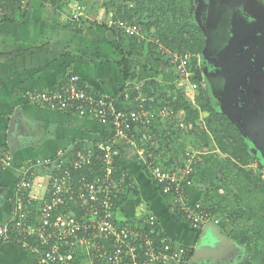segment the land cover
<instances>
[{
    "label": "built area",
    "instance_id": "obj_1",
    "mask_svg": "<svg viewBox=\"0 0 264 264\" xmlns=\"http://www.w3.org/2000/svg\"><path fill=\"white\" fill-rule=\"evenodd\" d=\"M30 1L18 0L19 8L27 10ZM68 1L73 6L72 20H81L85 0ZM9 2L0 0V23L8 13ZM114 24L111 20L110 26ZM116 24L123 34L143 40L137 23L119 20ZM166 54L185 93L192 94L189 97L194 104L199 87L192 82V55L170 51ZM36 99L64 113L108 123L112 136L99 140L89 150H62L43 162L28 164L15 184L11 220L0 223V244L12 241L34 255L38 264H191L183 247L166 238L156 240L152 235L151 227L157 223L155 215L139 224H128L118 207L119 199L134 187L133 182L127 181L128 169L124 173L117 166L116 160L122 157L118 147L121 144L134 150L149 169L156 190L169 200L174 214H181L194 230L219 223L194 197L198 152H185L181 162L171 161L165 152L156 155L149 149L159 148L153 134L142 133L154 121L177 117L171 100L155 107L139 94L135 99L137 108L126 111L118 108L120 102L116 99L98 96L77 74L69 75L60 88L40 93ZM179 128L196 129L194 124L183 121ZM0 158L8 164L11 161L1 148ZM248 167L259 172L264 180V166L252 161ZM41 171L47 172V181L39 178ZM35 191L42 196L34 195Z\"/></svg>",
    "mask_w": 264,
    "mask_h": 264
},
{
    "label": "crops",
    "instance_id": "obj_2",
    "mask_svg": "<svg viewBox=\"0 0 264 264\" xmlns=\"http://www.w3.org/2000/svg\"><path fill=\"white\" fill-rule=\"evenodd\" d=\"M111 3V0H85L84 17L79 21L72 20L73 6L68 0H31L25 11L18 4L16 7L9 4L8 13L0 23V148L11 161L8 164L0 158V223L11 220L15 184L28 164L43 162L59 151L77 146L89 150L112 134L108 123L55 110L36 99L40 93L60 88L69 75L77 74L98 96L130 104L131 97L136 99L141 94L150 76L160 77L161 81L176 76L172 69L161 71L154 66L146 54L138 57L133 52L131 57L127 48L131 38L123 34L116 21L131 22L116 17ZM111 20L115 22L113 26ZM143 34L140 33L145 40ZM127 57H131L129 77L124 65ZM145 59L157 74L142 69L147 64ZM135 90L139 91L138 95ZM12 127L21 140L16 147H11L8 141ZM126 152L128 168L129 154L136 152L129 148ZM129 173L139 187L136 178L140 175ZM47 177V172H40V179L47 181ZM140 194L145 199L141 190ZM34 195L42 196L36 191ZM135 203L129 204L122 214L128 221L141 222L155 215L160 225L155 212L146 215L145 207H132ZM164 234L177 244L175 239H179V234H174L176 238ZM0 264L38 263L34 255L12 241H5L0 244Z\"/></svg>",
    "mask_w": 264,
    "mask_h": 264
},
{
    "label": "trees",
    "instance_id": "obj_3",
    "mask_svg": "<svg viewBox=\"0 0 264 264\" xmlns=\"http://www.w3.org/2000/svg\"><path fill=\"white\" fill-rule=\"evenodd\" d=\"M125 1L135 2L136 5L130 8L129 6L123 7L121 5L111 4L110 6L112 10L115 11L116 17L124 18L132 23H137L141 28L140 33H144L143 35L146 37L145 40H140L139 36L130 37L131 39H129L127 48L131 57L133 52L137 53L138 57H143V55L146 54L152 61L156 60L161 63L170 64L172 68L171 59L166 54V51L179 53L181 56L192 55L189 63L192 71H194L192 82L199 87L197 92L198 95L196 96V105L185 98L186 93L184 88L183 90H179V98H177L176 101L172 102L171 99L169 100H171V104L175 108L176 116L182 117L181 121L187 124H194L196 129L191 131V133H195V131L199 129L200 134H197V138H199L204 145L208 146L210 149L212 148L211 153L203 155L205 166L200 167L199 164V166H195L196 170L199 169L200 172L199 180L197 175H195L197 184L199 182V187L203 184L210 185L201 193V203L209 214L216 219H222L223 217L227 224L239 225L242 222L251 223L252 245L258 246L260 242H263L264 245V180L259 172H254L248 167L250 162L256 159L251 154L244 132L230 118L216 108L208 87H203L205 77L203 68L199 66V58L204 51L207 50V36L201 27L191 22V0ZM258 1L264 5V0ZM9 4L10 7H16L17 4L19 5L18 0H10L8 6ZM144 15L147 16V20L144 19ZM153 27H156L158 31L151 33L150 31ZM151 34L153 35L151 36ZM120 37H122V35ZM139 41H141V43H139ZM131 57H127L128 61L127 59L124 61L126 75L128 77V66ZM147 65L148 64L143 65L145 68L142 69H151V71L156 74L158 73L155 68H149L150 66ZM149 84L154 88H158L159 82L155 80ZM147 87L148 84H146L141 94L144 95ZM135 92L136 95L139 94L138 90H135ZM146 97L150 105H154L155 107L166 105V99H161L163 95L156 97L153 92V95ZM131 99L132 101L130 100V104L120 103L118 108L126 111L135 110L138 105L134 98L131 97ZM150 99H152V101H150ZM203 113L206 115L204 128L198 124ZM177 117L173 116L171 120L154 121L151 127L145 128L146 131H142L145 135H147V133H154L153 140L158 142L159 148L155 150V147L149 146V149L156 155L166 150L165 147L168 148L173 144L175 138L179 137V133L176 131L172 133L168 132L172 130L174 127L173 125L176 124ZM158 129H162V131ZM106 139L108 138L104 140ZM118 147L121 150L122 157L116 160L117 166H119L118 168H120L122 172L127 173V148L121 144H118ZM74 149L75 151L81 150V147L77 146ZM184 154L185 152L180 155H178V152L177 154L170 152L169 157L171 161L174 159L180 161L181 156ZM36 166H38L37 168L39 170V165ZM206 166L207 168L211 166L214 171H216L214 177L209 180H207L206 177ZM131 175L132 174L128 172V182H133ZM230 187L238 189V192H234ZM133 189H131V192L129 191L127 195L122 196L118 201L121 216H124L122 214L127 206L141 195L137 185L134 184ZM197 190L198 188L195 189V192H197ZM223 190L225 192L221 194L220 192ZM195 195L197 196V194ZM255 201L256 205H254ZM177 216L190 226L189 222H187L181 214ZM216 225L217 224L213 222L197 231L191 226L190 228L200 236L206 229L212 232L215 231ZM151 233L156 240L166 238L171 241L161 230L158 220L156 225L151 227ZM179 247H183L186 250L187 260L192 259L193 256L198 253V250L194 248Z\"/></svg>",
    "mask_w": 264,
    "mask_h": 264
},
{
    "label": "rangeland",
    "instance_id": "obj_4",
    "mask_svg": "<svg viewBox=\"0 0 264 264\" xmlns=\"http://www.w3.org/2000/svg\"><path fill=\"white\" fill-rule=\"evenodd\" d=\"M111 1V4L121 5L123 7L129 6L130 8H133L136 5L135 2H127L125 0ZM231 2L232 0H217L216 2H211L208 0H191L190 2L192 4L191 22L196 26L201 27L205 33L207 30L209 31L206 47L208 53H215L219 51L225 46L229 39L230 22L228 18L230 13L229 11L232 9L230 7ZM239 2L240 5L243 6L242 10L245 13L253 16L254 18L257 17L264 19V5L258 0H239ZM110 8L112 7L110 6ZM146 17L147 16L144 15V19L147 20ZM207 18V30L205 31V27L202 24V21L203 19L205 21V19ZM157 31L158 29L156 27H153L150 32L155 33ZM145 62L147 64L150 63L147 59H145ZM152 63L154 66L160 68L161 71H169L172 68L175 69L174 64H172L173 67L171 68L170 64L168 65L156 60L152 61ZM204 77L205 81L203 83V87H208V90L211 92L210 96L213 99V96L218 95L220 90L222 88H225V81L220 75H218V73H216L213 69H210L208 66L204 68ZM149 78L151 79H149L148 87L144 92L145 96H151L154 92L156 97L164 94L161 98L162 100L171 99L172 102H174L177 100V98H179L178 92L179 90H183V85L181 84V79L179 77L175 76L174 78H170L169 80L164 81H161L160 77L154 78L153 76H150ZM155 80H158L159 82L158 88H154L149 84L150 82H154ZM257 81L260 88L264 91V70L257 78ZM189 94L191 93L187 92L185 94V98L190 101ZM194 105H196V99ZM181 118L182 117L178 116L176 118V124L173 125L174 127L172 128V130L168 131L169 133H172L174 131L178 132L179 137L175 138L173 144H171L168 148L165 147L166 150H163V152L165 151L168 156L170 152L174 154H177L178 152V155L183 154V152H198V164L200 165V167H204L205 162L203 159V155H208L209 153H211L212 148L210 149L208 146L204 145L199 140V138H197V134H200L199 129H197L195 133L180 129L178 123L181 121ZM205 118L206 115L203 113L200 121L198 122V124L202 128H204L205 125ZM158 130L162 131V129ZM245 139L249 145L251 154L256 159L255 161L258 162L261 167H263L264 146L259 141L260 138L250 132L249 136L245 134ZM129 155V157L131 158V164L128 163V168L126 169H128V171L130 172H134L135 174L140 175L136 178V180L137 183H139L143 198H145H137L135 200V206L133 205L132 207H134L135 209L145 207L146 215L155 212L160 219V225L162 226L163 231L168 236L175 237L174 234H179V239H175V241L177 242V244H175L176 246H190L189 248L198 250V253L193 256L192 259H190L191 264H264V245L263 242H260L258 246L252 245L253 238L251 232V223L249 224L247 222H242L239 225H233L227 224V222L224 221L225 219H223V217L222 219L217 218L219 220V223L216 225L215 231L212 232L211 230L206 229V231L202 232L199 236L190 228V226L185 221L178 219L174 215L169 205V200L156 190L153 179L150 175V171H148L149 169L146 168L144 164L139 160L137 154H134L132 152ZM249 169L254 170L251 167H249ZM196 171V175L199 180V169ZM215 174L216 171H214V169L209 166V168H207L206 170L207 180L213 178ZM197 185L198 190L195 193L197 194L196 199L201 200V193L203 192V190L205 191L207 186L210 185L203 184L199 187V182ZM231 188L232 190H234V192H238V189L234 187H230V189ZM224 192L225 191L223 190L220 193L224 194ZM254 205H256V201L254 202ZM124 222L128 224L140 223L138 220Z\"/></svg>",
    "mask_w": 264,
    "mask_h": 264
},
{
    "label": "water",
    "instance_id": "obj_5",
    "mask_svg": "<svg viewBox=\"0 0 264 264\" xmlns=\"http://www.w3.org/2000/svg\"><path fill=\"white\" fill-rule=\"evenodd\" d=\"M239 19V12L235 11L232 16L230 37L223 50L219 53L215 52L217 54L214 57L213 52L208 53L205 50L201 61L202 63L207 61L218 68L227 80L225 88L213 98L216 108L240 127L247 136L252 133L255 126L259 134H264V91L260 87L252 88L249 84L255 65L264 57V47L263 45L256 47L254 43L251 51H247L250 49H247L246 44L241 43L243 37L239 29L246 23ZM257 41L259 43L261 40L257 39ZM8 141L11 147L21 144L20 137L13 127L8 132Z\"/></svg>",
    "mask_w": 264,
    "mask_h": 264
},
{
    "label": "flooded vegetation",
    "instance_id": "obj_6",
    "mask_svg": "<svg viewBox=\"0 0 264 264\" xmlns=\"http://www.w3.org/2000/svg\"><path fill=\"white\" fill-rule=\"evenodd\" d=\"M211 2H216L217 0H208ZM230 8L231 10L229 11V22H230V30L232 29V16L234 15V12L237 11V13L239 12V17H240V21H242L243 23H246V25L239 27L241 35L243 37V39L241 40V43L246 44L248 47L247 50L248 52L251 51V47L253 48L254 43L256 45V47L258 46H262L264 47V19L261 18H254L253 16H250L249 14L245 13L242 9L243 6L240 5L239 0H232V2L230 3ZM207 19H203V25L205 27V31L207 30ZM258 22V23H257ZM210 30V29H209ZM206 36L208 38L209 35V31H206ZM230 37V36H229ZM257 39H260L261 41L258 43ZM240 43V44H241ZM258 43V44H257ZM250 46V47H249ZM224 48V47H223ZM223 48H221L217 53L221 52L223 50ZM217 53H214L212 56H216ZM200 67L203 68V73H204V68H206V66H208L210 69H213L216 73H218V75H220L222 77V79L225 81V85H227V80L226 77L224 76L223 72L220 71L218 68H216L215 66H213L212 64H210L209 62L205 61L202 63L201 61V57H200ZM264 70V57L260 60V62L255 65L252 73H251V77L249 78V84L252 88H259V83L257 81V78L259 77V75L263 72ZM214 98V96H213ZM252 133L259 137V141L261 142V144L264 146V134H259L260 132L258 131V128L255 126L252 129Z\"/></svg>",
    "mask_w": 264,
    "mask_h": 264
},
{
    "label": "bare ground",
    "instance_id": "obj_7",
    "mask_svg": "<svg viewBox=\"0 0 264 264\" xmlns=\"http://www.w3.org/2000/svg\"><path fill=\"white\" fill-rule=\"evenodd\" d=\"M121 2V1H120ZM83 21V20H82ZM86 21V20H85ZM92 21H94V20H92ZM134 23V22H133ZM80 24V23H79ZM106 29H108V28H106ZM114 39V38H113ZM104 58V57H103ZM167 67V66H166ZM169 75V74H168ZM176 79V78H175ZM166 82V81H165ZM86 83V82H85ZM131 86V85H130ZM135 89V88H134ZM175 90V89H174ZM101 92V91H100ZM173 92V91H172ZM170 94H172V93H170ZM122 95V94H121ZM120 95V96H121ZM162 95H164V94H162ZM161 95V96H162ZM136 97V96H135ZM133 98V97H132ZM124 101V100H123ZM130 101V100H129ZM159 101V100H158ZM133 104V103H132ZM128 107H130V106H128ZM162 107V106H161ZM133 109V108H132ZM175 109V108H174ZM90 142V141H89ZM165 152V151H164ZM121 164V163H120ZM119 167V166H118ZM130 172V171H129ZM134 190V189H133ZM131 192V191H130ZM197 231V230H196ZM197 234V233H196ZM175 244V243H174ZM190 247V246H189ZM263 263V262H262Z\"/></svg>",
    "mask_w": 264,
    "mask_h": 264
},
{
    "label": "clouds",
    "instance_id": "obj_8",
    "mask_svg": "<svg viewBox=\"0 0 264 264\" xmlns=\"http://www.w3.org/2000/svg\"><path fill=\"white\" fill-rule=\"evenodd\" d=\"M199 63H200V59H199Z\"/></svg>",
    "mask_w": 264,
    "mask_h": 264
}]
</instances>
